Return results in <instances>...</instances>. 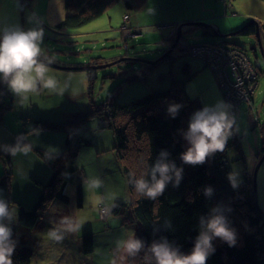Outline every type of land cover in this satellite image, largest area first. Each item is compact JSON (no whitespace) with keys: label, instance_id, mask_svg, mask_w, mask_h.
I'll list each match as a JSON object with an SVG mask.
<instances>
[{"label":"rangeland","instance_id":"obj_1","mask_svg":"<svg viewBox=\"0 0 264 264\" xmlns=\"http://www.w3.org/2000/svg\"><path fill=\"white\" fill-rule=\"evenodd\" d=\"M130 3L128 7L124 0H118L96 20L70 29L56 26L67 14L63 0H31L29 5L20 0H0V28L19 25L24 29L37 26L43 29L41 59L56 65L48 66V74L58 82L55 91L41 86L37 92L29 93L27 100L8 91L11 107L2 114L0 122V178L7 175L9 180V206L17 212V203L29 206L31 191H36L35 198L40 191L35 181L44 184L51 174L47 172L51 156L64 153L66 132L49 129L46 121L71 117L74 120L78 114H85L87 118L79 125L78 134L91 142L87 147L84 144H76V149L70 147L68 155L76 153L73 159H67V154L65 158L60 157L68 177L63 186L68 201L53 200L42 215L38 229L23 228L17 219L12 222V229L23 234H19L23 241L18 243L33 250L30 264H113V261L129 264L128 256L118 248L117 242L138 232L132 212L133 190L128 187L122 169L125 163L116 156L113 130L99 126L95 111L109 101L122 105L152 90L167 88L172 79L185 81V93L200 108L214 105L218 100L225 103L214 75L201 60L181 54L177 47L168 57L159 60L171 46L167 37L174 26L185 22L207 24L221 36L207 34L212 32L206 28L183 26L180 44L238 46L245 50L248 64L255 66L259 73L253 103L250 106L242 103L236 108L233 135L223 155L230 171L239 172L238 183L252 179L257 169L256 202L264 212V160L260 163L264 153L261 150L264 144V0H130ZM253 22L259 26L261 49L255 35H227ZM134 33L139 34L133 36ZM112 62L115 63L96 68ZM148 65L153 67L146 69ZM171 103L169 100L164 107ZM106 109L103 107L102 111ZM194 111L189 109L183 117L182 134ZM125 120L118 118L115 124L121 125ZM8 149L15 152L9 160L3 152ZM92 179L102 181V186L90 189ZM79 185L81 205L76 198ZM0 195L4 198L1 188ZM118 205L121 211L115 213ZM64 221L75 230L68 231L69 224ZM53 229L61 230L62 240L50 238L49 232ZM83 235H91L93 239L89 253L82 251Z\"/></svg>","mask_w":264,"mask_h":264},{"label":"trees","instance_id":"obj_2","mask_svg":"<svg viewBox=\"0 0 264 264\" xmlns=\"http://www.w3.org/2000/svg\"><path fill=\"white\" fill-rule=\"evenodd\" d=\"M20 1L22 3V0ZM117 1L63 0L67 14L56 26L80 28L96 20ZM124 3L128 7L131 6L130 0H124ZM71 9L74 12H70ZM235 34L255 35V26L245 25ZM230 46L235 45H225L226 48ZM150 67L153 65H148L146 69ZM184 83L185 81L172 79L167 88L152 90L141 98L122 105L109 101L95 111L100 120L99 126L112 128L116 156L125 163L122 169L128 187L133 190L132 212L138 227L136 237L144 240L147 245L164 236L186 253L190 251L192 242L198 234L199 218L201 216L207 218L211 208L219 207L230 227L236 231V243L229 247L227 243L214 240L215 252L209 257L207 264H264V212L255 203L252 179L246 178L238 183L237 189H232L226 178L230 168L225 163L223 152L213 154L205 163L197 166L184 164L179 158V154L187 147L181 132L182 119L189 109L195 111L200 109L198 102L185 93ZM8 94L6 85L0 83V122L2 114L11 107L12 99ZM7 98L10 100L7 101ZM3 100L6 102L2 103ZM169 100L183 105L175 118L170 117L167 108L164 107ZM103 107L107 108L104 112ZM85 117V114H78L74 120L71 117L62 121H46L45 125L49 124L47 126L49 129H61L66 132L64 154H67V159L76 156V153L68 155L70 147L76 149V144L91 146V142L77 132L79 125L87 118ZM118 118L126 120L123 124L117 125L115 123ZM71 143L74 145L71 146ZM141 145H144L145 149ZM10 149L3 151L8 160L11 155ZM261 150L263 153L264 144ZM161 151L168 153V161L183 169L182 178L177 187L169 182L163 195L152 200L137 193L130 180L141 176L150 179L146 173L150 172ZM64 167L65 164L62 162L59 168L52 170L44 184L35 181L40 191L30 206L17 203V222L21 227L29 230L38 229L42 225V215L53 200L68 201L63 193V186L68 180ZM206 187L213 189L212 194L207 197L204 195ZM0 188L4 199L10 201L7 175L0 178ZM76 198L77 204L81 205L80 185L76 190ZM228 208H231V211H228ZM120 211L121 205L115 207V213ZM166 222L170 228L165 227ZM19 234L23 236L13 230V239L17 241L12 256L13 264H30L33 250L18 243L23 241ZM92 248L91 235H83L82 251L89 253ZM128 258L129 264H144L143 252L135 258Z\"/></svg>","mask_w":264,"mask_h":264},{"label":"clouds","instance_id":"obj_3","mask_svg":"<svg viewBox=\"0 0 264 264\" xmlns=\"http://www.w3.org/2000/svg\"><path fill=\"white\" fill-rule=\"evenodd\" d=\"M177 27L175 25L167 37L170 42L175 37ZM43 36V29L39 26L24 29L19 25H8L0 28V83L6 85L15 97L27 100L28 94L37 92L41 86L52 91L57 89L56 78L48 74L50 61L41 59ZM179 44L176 46L178 49ZM182 106L180 103L169 104L167 114L175 118ZM230 107V104L218 100L214 105H205L191 114L187 129L183 132V139L188 146L179 154L184 164L201 165L213 154L224 151L235 125V116L228 111ZM12 154L15 155V152ZM167 156L166 151L160 152L150 172L146 173L150 179L141 176L130 180L137 193L155 200L163 195L169 182L174 187L179 185L183 169L168 161ZM239 175L238 171L226 173L229 185L234 190L239 186ZM101 186L102 181L99 179L89 182L90 189H98ZM212 192L211 187L204 189L206 197ZM9 204L10 202L0 195V264H13L12 256L17 245V241L13 239L11 224L17 219L18 212ZM228 211H231V208H228ZM64 223L69 224L68 221ZM165 227L170 228V225L166 222ZM67 230L73 231L75 228L69 224ZM49 236L55 241L63 239L59 229L51 230ZM217 239L232 247L236 243V231L230 227L221 209L213 207L207 218H199L198 234L190 251L186 253L164 236L146 245L144 240L133 234L118 241L117 245L128 257L135 258L143 252L144 264H207L209 257L215 252L213 241Z\"/></svg>","mask_w":264,"mask_h":264},{"label":"built area","instance_id":"obj_4","mask_svg":"<svg viewBox=\"0 0 264 264\" xmlns=\"http://www.w3.org/2000/svg\"><path fill=\"white\" fill-rule=\"evenodd\" d=\"M179 50L184 55L201 60L211 70L225 104L231 105L230 114L235 115L236 108L242 103L248 106L253 103L259 73L255 66L248 64L245 50L236 46L226 48L223 44L210 43L179 44Z\"/></svg>","mask_w":264,"mask_h":264},{"label":"water","instance_id":"obj_5","mask_svg":"<svg viewBox=\"0 0 264 264\" xmlns=\"http://www.w3.org/2000/svg\"><path fill=\"white\" fill-rule=\"evenodd\" d=\"M250 23H247L246 25H248ZM255 26V36H256V39H257V42H258V45L261 49V43H260V37H259V26H258V23L257 22H253L251 23ZM183 26H198V27H202V28H206L207 30H211L212 33L208 32L207 31V34L209 35H214V36H221V34L217 33V31H214L215 28H213L212 26H209L207 24H204V23H201V22H185L181 25H179L177 27V30H176V34H175V37L173 39V41L171 42V46L169 48V50H167L165 52V54H163V56L161 58H159V60H162V59H165L166 57H168V55L172 52V50L180 43L179 40L181 38V35H182V32H181V27ZM236 32H233L231 34H227V35H234ZM43 60V59H42ZM119 61V60H118ZM45 62H48V61H45ZM113 63L115 62H112L110 64H105V65H102V66H99V67H96V68H103V67H107V66H110L112 65ZM156 62H153L152 64H154ZM48 66H51V67H56L55 64H53L52 62H50L48 64ZM60 69L62 70H85V71H88L92 68L90 67H59ZM264 160V153H263V157L262 159L260 160V163ZM259 163V164H260ZM256 172H257V169L255 170L254 174H253V177H252V182H253V196L255 198V203L256 205L258 206L257 202H256Z\"/></svg>","mask_w":264,"mask_h":264},{"label":"crops","instance_id":"obj_6","mask_svg":"<svg viewBox=\"0 0 264 264\" xmlns=\"http://www.w3.org/2000/svg\"><path fill=\"white\" fill-rule=\"evenodd\" d=\"M216 29V28H215ZM139 33H136V34H133V36H136V35H138ZM50 60V59H49ZM59 64V63H58ZM16 124H18L17 122H15ZM77 132H78V130H77ZM23 133H25L24 131L21 133V134H23ZM24 144V142L21 144V145H23ZM18 146H16V148H17ZM11 155H12V153H11ZM10 155V157H12ZM64 153L62 154V155H54V156H51V162H50V167L48 168V171L47 172H51L52 170H56L57 168H59L60 166H61V164H62V162H63V158H64ZM60 157H63V158H61L60 159ZM11 159V158H10ZM51 163H52V165H51ZM46 172V173H47ZM32 192V197H30V198H28V203L30 202V204H31V202H32V199H35V194H36V191H34V190H32L31 191ZM24 205V204H23ZM25 206V205H24ZM30 206V205H29Z\"/></svg>","mask_w":264,"mask_h":264},{"label":"bare ground","instance_id":"obj_7","mask_svg":"<svg viewBox=\"0 0 264 264\" xmlns=\"http://www.w3.org/2000/svg\"><path fill=\"white\" fill-rule=\"evenodd\" d=\"M31 0H22V3L25 4V5H29ZM241 105V104H240ZM16 232V231H15Z\"/></svg>","mask_w":264,"mask_h":264}]
</instances>
